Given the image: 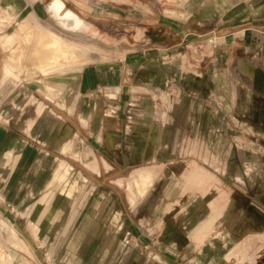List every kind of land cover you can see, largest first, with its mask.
<instances>
[{
  "label": "rangeland",
  "instance_id": "374dc122",
  "mask_svg": "<svg viewBox=\"0 0 264 264\" xmlns=\"http://www.w3.org/2000/svg\"><path fill=\"white\" fill-rule=\"evenodd\" d=\"M77 9L78 39L41 0H0V264H264V96L230 66L261 74L264 0ZM34 30L39 56L54 35L93 50L63 43L88 60L52 68Z\"/></svg>",
  "mask_w": 264,
  "mask_h": 264
},
{
  "label": "bare ground",
  "instance_id": "6f19581e",
  "mask_svg": "<svg viewBox=\"0 0 264 264\" xmlns=\"http://www.w3.org/2000/svg\"><path fill=\"white\" fill-rule=\"evenodd\" d=\"M46 10L49 14V16L52 18L53 23H55L58 27V29L68 35V37L71 36V38H79L81 36H84L87 28H89V26L83 22V20H81L78 16H76L74 13H72L70 10H68V8H66L63 3L60 0H52L47 6H46ZM48 20V19H47ZM51 20V19H50ZM51 22V21H50ZM41 28V27H40ZM38 29V28H37ZM48 29V28H47ZM57 29V28H56ZM39 30V29H38ZM54 30V29H53ZM47 31V30H46ZM44 32V31H43ZM56 32V31H55ZM41 33V32H40ZM49 34V33H48ZM61 34V33H60ZM63 34V36H64ZM43 35V34H42ZM42 35H41V39L39 38L40 36L38 35V31L34 30V31H27V39L26 42L28 44V47L30 45H34L35 49L32 50L34 51L32 56H39L40 54V49L38 51V48H41L43 45L41 44H46L47 42L49 43V41L45 42V43H41L40 41H42ZM54 35V34H53ZM59 35V34H58ZM92 35H96L95 32L92 33ZM52 36V35H51ZM46 37V35H45ZM48 37V36H47ZM67 37V36H66ZM52 38V37H51ZM40 39V40H39ZM46 39V38H45ZM43 39V40H45ZM71 40V39H70ZM82 42H84L83 40H81ZM13 42V38L12 36L9 35H5L3 37V39L0 41V45L4 48L7 49L9 47V45ZM92 42V41H91ZM47 43V44H48ZM63 43H66V45L68 44L73 46L74 49H83V50H88L91 51L93 50L92 47H90V45L86 46L84 45V47H82L81 45H79L76 41H69L66 39H63L60 35L59 36H55L54 35V39L53 41L50 43V46L48 47L47 45V49L46 51L44 50V52H47L45 56H47V58L49 59V61L51 62V66L50 67H56L59 64H65V65H70V64H74V70L75 71H79L81 70L84 62H87L88 58H84V59H78L79 56L81 55H73V48L70 49L68 48L66 45H63ZM87 43V42H86ZM92 44V43H91ZM70 46V47H71ZM31 47V46H30ZM27 48V47H25ZM30 49V48H29ZM37 49V51H35ZM97 49V48H96ZM22 50V49H21ZM32 50L30 49V51L32 52ZM28 50V52H30ZM22 52V51H21ZM39 52V54L37 53ZM75 52V51H74ZM80 51H78L79 53ZM25 53V52H24ZM38 54V55H37ZM44 54V53H43ZM42 54V55H43ZM89 54V53H87ZM41 55V56H42ZM21 56V53H18L17 56L14 55H10L9 57L6 58V60L4 61L2 68H1V83L3 84L4 82H6V80L11 77L12 74V69L15 67V65H17V61L19 59V57ZM23 56V55H22ZM28 56V55H26ZM41 56H39V58L41 59ZM44 56V55H43ZM44 56V57H45ZM95 56V55H94ZM43 59L41 60H44ZM76 57V58H75ZM97 57V56H95ZM106 57V56H105ZM26 58V57H25ZM30 58V56L28 57ZM92 58V57H91ZM34 59V57H33ZM33 59L30 58V60L32 61ZM38 59V58H37ZM35 58V61H38ZM46 59V58H45ZM29 60V59H28ZM47 60V59H46ZM46 60H44L46 62ZM34 62V61H33ZM39 62V61H38ZM43 62V61H42ZM32 63V62H29ZM35 64V62H34ZM33 63L30 65H34ZM40 64V63H39ZM38 64V65H39ZM43 64V63H42ZM47 64V62L45 63ZM21 65V64H20ZM18 65V67L21 68V66ZM37 65V62H36ZM23 66V65H22ZM25 66V65H24ZM23 66V67H24ZM27 66V67H26ZM25 68L28 69L29 65H26ZM42 66V65H40ZM38 66V70L39 67ZM44 66V64H43ZM230 66L233 70V73L237 76V78L240 80V84L242 86H244L245 88L248 89H253L254 87L257 88V93L264 96V66H262V71L261 74L257 73L255 66H254V62L248 60L245 57H234L230 60ZM35 67V65H34ZM46 67V66H45ZM44 67V68H45ZM17 68V66H16ZM41 68V67H40ZM19 69V68H18ZM32 69V66L31 68ZM61 69V68H60ZM59 69V71H60ZM70 69V68H69ZM37 70V69H36ZM35 70V71H36ZM58 70V69H57ZM56 70V71H57ZM16 71V70H14ZM27 71V70H25ZM72 71V70H71ZM19 72V71H18ZM44 72V71H43ZM20 73V72H19ZM27 73V72H26ZM38 73V72H37ZM40 73V72H39ZM38 73V74H39ZM51 73V72H50ZM66 73V72H64ZM17 74V73H16ZM36 74V73H35ZM35 74L33 75L35 78ZM37 74V75H38ZM62 74V72L60 73ZM18 75V74H17ZM25 75V74H24ZM28 75L30 76V73H28ZM41 75V74H40ZM38 75V78L39 76ZM49 75V74H48ZM57 75V74H56ZM28 76V77H29ZM42 77V76H41ZM40 77V78H41ZM27 78V77H26ZM33 79V77H31ZM30 79V78H29ZM47 112L48 110L42 105L39 104L37 109H36V116L40 117L44 114V112ZM51 114V113H50ZM34 119H31V121H33ZM53 128V127H52ZM90 162H93V158L90 160ZM246 165V164H245ZM245 174L248 178H251V174H250V167H248L247 165L245 166ZM187 221V220H186ZM7 226V223H6ZM13 230V229H12ZM11 238L14 240V236L13 233L11 232ZM193 239V238H192ZM190 239V241L192 240Z\"/></svg>",
  "mask_w": 264,
  "mask_h": 264
},
{
  "label": "crops",
  "instance_id": "0c3cea01",
  "mask_svg": "<svg viewBox=\"0 0 264 264\" xmlns=\"http://www.w3.org/2000/svg\"><path fill=\"white\" fill-rule=\"evenodd\" d=\"M52 0H41V6L43 10H46V6L51 2ZM63 5L68 8V10H70L72 13H74L76 16H78L75 12H77V1L78 0H72L73 2H71L72 4H68L67 0H60ZM71 1V0H69ZM79 1H84L85 3H87V0H79ZM70 3V2H69ZM79 17V16H78ZM80 18V17H79ZM81 19V18H80ZM82 20V19H81ZM84 22V21H83ZM143 52H145V50H142ZM124 66H122V70H123ZM142 68V64L138 65V69ZM83 75H85V73H83ZM87 75H90L89 73ZM87 78H90L89 76H87ZM86 79V78H85Z\"/></svg>",
  "mask_w": 264,
  "mask_h": 264
}]
</instances>
